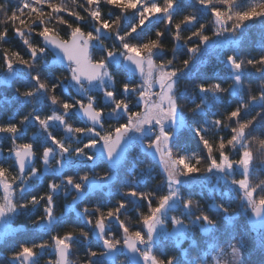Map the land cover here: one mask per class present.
I'll use <instances>...</instances> for the list:
<instances>
[{
    "label": "snow or ice",
    "instance_id": "obj_1",
    "mask_svg": "<svg viewBox=\"0 0 264 264\" xmlns=\"http://www.w3.org/2000/svg\"><path fill=\"white\" fill-rule=\"evenodd\" d=\"M0 76L17 105L0 116V264L264 253V0H17L0 5ZM197 177L235 207L193 198ZM195 229L196 254L165 251Z\"/></svg>",
    "mask_w": 264,
    "mask_h": 264
},
{
    "label": "trees",
    "instance_id": "obj_2",
    "mask_svg": "<svg viewBox=\"0 0 264 264\" xmlns=\"http://www.w3.org/2000/svg\"><path fill=\"white\" fill-rule=\"evenodd\" d=\"M17 3V0H0V5L7 4L9 8L14 7ZM260 42V31L258 28L252 29L248 35L246 36L244 43L249 46H256ZM209 70L211 73H216L218 71V68L213 67L212 64L210 63L208 66ZM121 76L124 75L123 72L120 73ZM19 86V85H16ZM255 91V88L253 89ZM14 87L12 85L5 86L2 83H0V116H12L16 113L17 111V105L13 101L14 97ZM183 147L190 148L192 150H196L197 146L193 141H187L183 144ZM143 158L141 157V160ZM100 171V169H98ZM158 179V176L154 179V183ZM203 181V183H201ZM207 180H204L203 177H197L194 179L193 183V188L191 189V194L193 198L198 199L201 203L208 205V203H211V197L216 196L217 200L224 199L226 203H231L233 207H235V201L231 199V197L225 198L223 193L227 191L228 185L225 183L223 180H219V185L221 186L220 191H216V188L212 189L211 185H207L205 183ZM211 184V183H209ZM103 196V194H100ZM71 197H68L67 199H61L59 201V204L61 206H64L68 203H70ZM26 218L25 217H20L17 218L15 221V225L19 226L24 222ZM246 218H241V223L245 222ZM224 234V225L221 223V228H220V235ZM21 237L23 234H18ZM195 239L197 242H200L203 237L201 236L199 229H195L194 233L191 237V239H184L182 243L180 244V247H177V244L174 242L172 239H168L164 241L165 245V251H171L174 254H179L183 252L184 250H188L192 254H196L195 250L192 248V240ZM82 252H78V255H82ZM245 256L250 264H264V253H262L259 250L258 245L255 244L254 240H250L248 243V246L245 250ZM180 259H182V256H179ZM47 257H42L40 260V264H45V260Z\"/></svg>",
    "mask_w": 264,
    "mask_h": 264
},
{
    "label": "rangeland",
    "instance_id": "obj_3",
    "mask_svg": "<svg viewBox=\"0 0 264 264\" xmlns=\"http://www.w3.org/2000/svg\"><path fill=\"white\" fill-rule=\"evenodd\" d=\"M0 80H2V76H0ZM194 183V182H193ZM205 183L207 185H211V188L214 189V188H219L221 190V186L219 185V180H217L215 177H212L210 180H207V182L205 181ZM211 183V184H209ZM226 183V182H225ZM58 212H59V209H58ZM174 240V242L177 244L179 238H176V239H172ZM183 241V240H182ZM182 241L180 242V244L182 243ZM78 255V253H77ZM250 264V263H248Z\"/></svg>",
    "mask_w": 264,
    "mask_h": 264
},
{
    "label": "water",
    "instance_id": "obj_4",
    "mask_svg": "<svg viewBox=\"0 0 264 264\" xmlns=\"http://www.w3.org/2000/svg\"><path fill=\"white\" fill-rule=\"evenodd\" d=\"M208 204H210V203H208Z\"/></svg>",
    "mask_w": 264,
    "mask_h": 264
}]
</instances>
